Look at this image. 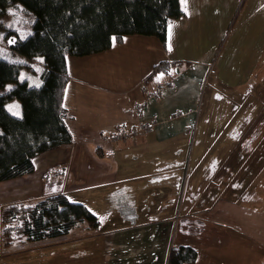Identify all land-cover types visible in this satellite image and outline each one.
<instances>
[{
  "label": "crops",
  "instance_id": "1",
  "mask_svg": "<svg viewBox=\"0 0 264 264\" xmlns=\"http://www.w3.org/2000/svg\"><path fill=\"white\" fill-rule=\"evenodd\" d=\"M182 4L185 15L170 21L165 45L155 35L127 34L103 51L68 54L63 103L72 141L35 156L33 172L0 181V210L6 203L55 192L88 207L90 199L101 202L105 217L99 230L80 224L70 232V240H101L100 249L93 246L97 252L89 264H168L173 242L197 250L196 261L184 264H264V133L255 139L234 129L240 131L233 133V145H249L250 151L239 163L227 160L246 184L233 185V174L222 171L226 159L220 155L198 154L196 168L185 180L182 162L188 147L180 135L186 124L175 121L181 112L172 113L168 99L195 78L171 87L165 97L155 95V89L160 82L172 86L171 76L159 73L146 80L162 60L179 62L173 71L179 67L182 73L201 74L219 60L233 66L236 81L254 75L264 81V0ZM262 88L256 94L264 96ZM145 102L139 112L137 106ZM8 106L21 113L14 100ZM253 113L245 118L253 120ZM144 125L149 127L142 130ZM163 125L173 126V133L163 132ZM134 130L138 132L129 136ZM49 171L65 177L55 190L43 187ZM179 203L184 212L174 224L165 222ZM83 228L85 235L79 232Z\"/></svg>",
  "mask_w": 264,
  "mask_h": 264
},
{
  "label": "trees",
  "instance_id": "2",
  "mask_svg": "<svg viewBox=\"0 0 264 264\" xmlns=\"http://www.w3.org/2000/svg\"><path fill=\"white\" fill-rule=\"evenodd\" d=\"M18 4L35 19L31 32L17 35L11 46L22 60L0 56V181L33 172L35 156L72 141L63 103L70 77L68 54L103 51L127 34L155 35L165 45L168 24L185 15L182 0H0V16ZM38 57L43 67L39 81L32 83L21 77V69ZM177 63L160 61L146 80L159 73L171 76ZM8 83L12 86L7 89ZM12 99L20 101L19 115L7 107ZM0 223L6 247L22 239L68 240L80 224L92 231L102 225L85 203L64 192L7 203L0 210ZM197 255L192 246L180 244L171 248L168 264L193 263Z\"/></svg>",
  "mask_w": 264,
  "mask_h": 264
},
{
  "label": "rangeland",
  "instance_id": "3",
  "mask_svg": "<svg viewBox=\"0 0 264 264\" xmlns=\"http://www.w3.org/2000/svg\"><path fill=\"white\" fill-rule=\"evenodd\" d=\"M34 19V15L26 11L21 4L14 6L6 15L0 16V56L22 60L13 51L12 42L17 35L24 37L31 32ZM41 60L35 58L29 62L30 65L23 66L21 77H27L30 82L32 80L38 81L43 67ZM218 62L208 66L204 74L192 71L182 73L177 69L179 67L174 68L173 74H171L174 84L171 82L172 86L164 87L161 94L164 96L171 87H180L182 83H187L194 76L195 80L191 85L186 86L185 90H180L178 95L173 98H170V95V99H168L169 110L172 113H176L177 110L181 112L175 121L186 124L180 135V137H186L185 147H188L185 160L182 162L183 179L186 180L188 175H191L192 170L196 168L198 154L220 155L226 159H223L221 164L223 173L226 176L233 174V185L236 186V184H246L247 181L238 180L236 176L238 173H233L232 163H229L227 159L233 158L234 162L239 163L237 159L240 158L241 161L245 158L250 151V146L245 144L233 145V133L240 131L234 129L235 127L244 129L242 135L253 136L255 139L264 133V96L255 92L264 87V81H257V75H254L256 77L253 76V79L249 81H236L233 79V66L229 63L218 64ZM161 85H164V82L158 83L156 89ZM12 100L21 108L18 99ZM8 108L11 111L14 109L11 106ZM251 111L254 112L251 115L254 121L250 119L251 117L245 118L250 116L247 114ZM246 120L248 123L244 122ZM163 129H165L163 132L173 133L174 128L170 125H163ZM253 131L255 135L251 134ZM257 148L259 147L255 146V149ZM56 174L58 172L49 171L45 175L43 183L45 190H55L61 184L63 185L65 177ZM38 199L30 198L27 200L37 201ZM90 201L88 203L90 209L100 217L102 222L105 212L101 202H92L91 199ZM183 212V207L179 203L175 208L174 216L165 222L174 224V218ZM239 225L244 227L242 222ZM192 226V229H196V226ZM85 231L86 229L83 228L79 232L85 235ZM176 243L173 242L172 247ZM93 246L100 249L101 240L83 243L80 240H65L62 237L38 242L22 239L7 247L0 242V264H89L92 263L90 262L91 257L97 252V250L94 251Z\"/></svg>",
  "mask_w": 264,
  "mask_h": 264
},
{
  "label": "built area",
  "instance_id": "4",
  "mask_svg": "<svg viewBox=\"0 0 264 264\" xmlns=\"http://www.w3.org/2000/svg\"><path fill=\"white\" fill-rule=\"evenodd\" d=\"M14 42H15V40H14ZM14 42H12V44L14 43ZM166 85H169V83L168 84H164V85H161L160 87H158L156 90H155V95H157V96H160L161 95V92H162V89L164 88V86H166ZM146 106H147V102H145V103H143V104H140L139 106H137V109H138V111L139 112H142V110H144L145 108H146ZM151 126V125H150ZM149 127V125L148 126H142V130H146L147 128ZM138 132V130H134L133 132H131L132 134H129V136H134V134L135 133H137ZM122 138H123V136H122ZM179 245L176 243V244H174V247H178Z\"/></svg>",
  "mask_w": 264,
  "mask_h": 264
}]
</instances>
